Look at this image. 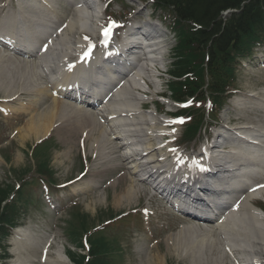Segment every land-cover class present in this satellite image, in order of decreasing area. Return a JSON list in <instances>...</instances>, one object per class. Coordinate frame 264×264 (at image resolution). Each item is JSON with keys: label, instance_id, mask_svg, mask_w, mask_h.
<instances>
[{"label": "bare ground", "instance_id": "bare-ground-1", "mask_svg": "<svg viewBox=\"0 0 264 264\" xmlns=\"http://www.w3.org/2000/svg\"><path fill=\"white\" fill-rule=\"evenodd\" d=\"M90 3V2H89ZM76 11V17H69L67 19L68 26L67 29L64 31V37L61 38L56 42V48L53 51V55L61 58L62 56H67V53L69 52V49L72 46H75L76 41L78 42L77 36L75 39H73L72 30L73 28L80 24V26L84 29L91 30L95 26L96 18L94 17V14H92L89 18L86 17L85 14L80 9H74ZM136 38V37H135ZM133 38V39H135ZM148 46V44H147ZM17 62L12 61L8 57H6L3 53L0 54V89L3 88V85H10L12 87L18 85L19 75L18 71L16 69ZM36 73L35 69L33 67H28L26 70L27 79L30 80L31 75H34ZM88 74H91L88 72ZM78 78L81 79L86 77L82 73L75 75ZM140 78L142 79L141 72H136V74L129 78L127 80V86L124 89V91H121L117 94L116 98L114 100H111L108 103V107L114 108L115 112L111 114H117L118 116L109 123V128L111 133L117 135V137L121 136L122 134L127 135L132 131V128L124 129V127L127 125V123L136 124V125H142L146 124L147 118H145V113L141 111V107L138 106V101L140 97L138 94L132 91V88H140L138 85L136 86L133 82L134 78ZM67 82H68V78ZM144 88V85H143ZM8 90L11 88L8 87ZM250 97H252L251 101L254 100L256 104L264 105V97H256L255 95L251 94ZM50 109H56L58 111L62 110L64 113L72 114V125L69 128L68 135H72V130L77 129L78 132H81L83 129L91 124H94L97 122L96 126L88 127L87 133H86V140L87 142H95L96 140L97 147L99 148L100 154H104L106 150V143L108 144L110 142V138L108 136L109 132L107 131L106 127H104L101 124H98V121L94 117V115L90 111H84L80 110L78 108L69 107L66 105L65 102H54L52 103L48 109L44 110L42 115H39L38 118H35L32 120L25 130H23L19 134V139L23 142H28L31 140H39V138L44 137L48 134V126L50 127V116H49V110ZM70 110V111H69ZM122 112H132V117L125 118L121 115ZM55 123H58L56 121ZM54 124V123H53ZM52 124V125H53ZM51 125V126H52ZM143 127H136V130H139L140 133H142ZM240 129H244L242 132L248 131L246 126H240ZM238 128V129H239ZM47 129V130H46ZM124 129V130H123ZM147 130L149 128H146ZM261 128H252L250 129V132L256 134L257 131H259ZM46 130L44 133L43 131ZM86 132V131H85ZM43 133V134H42ZM262 135V133H261ZM260 136V135H258ZM107 137V138H106ZM262 137V136H261ZM147 140L145 142L146 147L148 149H151L152 144L150 143L151 138L147 137ZM109 141V142H108ZM95 143V144H96ZM95 144L92 145V148H94ZM261 154V155H259ZM264 154V148L259 150L258 155L262 156ZM130 158L132 156H129ZM128 157V158H129ZM149 159L154 160V153L151 154L150 157L147 158V161ZM22 161V157H19L17 160V165ZM151 168L157 167L158 164L155 161H151ZM150 168V167H149ZM139 170L133 171L135 175L139 173ZM121 180V178H120ZM262 183V182H259ZM136 189L135 186L130 184V187H128L124 192H121L117 197H115V204L120 205L123 198H133L135 195ZM232 199V198H231ZM246 206L248 211L243 213V216H241L242 220H239L238 222L234 223L230 227L227 224L223 225V235L225 236V240L229 238L230 243L232 244L233 248V254L234 256L242 259V262L244 264L249 263L247 259H251L252 256L258 255L260 252L261 247L264 246V213L256 209L252 206V204L248 203L246 201ZM238 223L243 226L240 229H236V226ZM222 225L220 226V228ZM214 230L210 229H200L193 225H188L185 227L184 230H181V232L177 236V240L175 242L174 250L179 251V246L181 250L184 252L190 251H199L204 250L205 247H211L213 245L217 246L215 241L218 242L217 238L213 237ZM25 236L30 235L23 230V228L18 229L17 232L14 234V238L12 239V253L14 254L16 260L12 264H33V261L36 260V255L39 251V245L28 243L23 238ZM180 240V242H179ZM179 242V243H178ZM178 243V246H177ZM61 247V246H60ZM244 247V248H243ZM53 252V251H51ZM180 252V251H179ZM54 253H56V257H52L48 255V259L44 264H70L67 259V255H65V252L63 248H57ZM253 253V254H252ZM222 254V252H221ZM247 255L246 259L245 256ZM202 256L201 258H203ZM158 261L161 260L163 263L166 264L165 258L158 254L157 255Z\"/></svg>", "mask_w": 264, "mask_h": 264}, {"label": "rangeland", "instance_id": "rangeland-1", "mask_svg": "<svg viewBox=\"0 0 264 264\" xmlns=\"http://www.w3.org/2000/svg\"><path fill=\"white\" fill-rule=\"evenodd\" d=\"M165 52V58L166 60L170 58V53H168V50L163 49ZM239 85L241 87V91H248L249 88H254V90L261 91L264 87V73H260L258 76L253 75L247 77V75L240 72L239 76ZM157 91V90H155ZM51 102L48 100L46 105H49ZM43 111V110H42ZM238 111V109H237ZM239 112H242V117L245 115H248L247 112L240 110ZM239 112H236V114H239ZM60 113V112H59ZM58 113V114H59ZM66 119L72 122L69 115H66ZM264 118V117H263ZM63 128L59 129L55 133L57 134L58 141L56 142L59 144L58 146V152H55L53 155L54 157L51 160V166L54 167L56 171V175L58 178H60L61 181H63L66 178H71L75 174H77L79 170V157L77 155L78 153V139L81 136V132H78L77 129L72 130V135H68L69 128ZM34 141V140H33ZM33 141L31 142H23V145L21 143L22 149H19L16 153L13 155L10 154V157L6 156L8 153H4L3 151L0 153V194H8L13 189L12 187L15 186L16 182L18 181V177L23 175L25 172L29 170V155L30 150L29 147ZM22 142V141H21ZM110 144L106 143V147H110ZM67 152L71 155L70 158L67 160L62 156L63 152ZM62 156V157H61ZM19 157H22V161L17 165V160ZM129 185V182H122L119 185H117L115 188L108 189L106 193V197L108 198V195L110 198L107 199L106 202L97 201V203L91 204L86 203V206L83 207V212L80 213V215H77L75 218L70 219L69 214L65 215L64 219H62L59 223V226L61 228H56L54 225H56V218H48L46 221H42V216L38 210H36L34 207L28 208L27 212V220L28 222L35 221L40 226V230L38 233L41 234L42 237H47L45 233L50 232L52 230L56 234L59 235L58 240L55 244H53V255L55 256L56 253L54 251L57 248H63L65 255H68L70 259L73 260L79 259L81 260L82 255H80L79 252H81V249H75L73 245L68 242L66 243L65 234L63 233L62 227H64L65 219L68 218L69 222L77 228L80 232H84L88 230V228L93 227L95 225H98L99 223L103 222L104 219H107L111 212L115 209L116 211H119L118 207H131V205L137 204L138 200L137 197L136 202L134 203V199H131L130 203L127 201V199L123 198L122 203L120 206H117L115 204L114 199L117 197L123 190L125 189V186ZM95 199H98L97 196H94ZM102 199V198H101ZM129 200V199H128ZM130 204V205H129ZM63 221V222H62ZM66 224V222H65ZM66 228V225H65ZM121 233L124 235V237L121 235L120 242H122V245L125 247V259L119 263V264H142L143 256L146 250V246H144L142 250L143 241L142 238L143 235L139 233V237L135 234L131 233H125L123 230H121ZM173 239L177 240L175 235L172 237ZM176 242V241H175ZM180 242V240H179ZM178 242V243H179ZM177 243V246H178ZM216 243V242H215ZM217 245V243H216ZM61 246V247H60ZM175 243L170 242L167 245L160 246V249L157 250L161 255L166 256L167 262L166 264H212L214 262L215 258H218L220 255L221 250L217 249V246L213 245L211 249L209 247L204 246V250L199 251H188L184 252L181 250L179 246V251H175L173 249L168 250L171 247H174ZM77 251V252H76ZM71 256L73 258H71ZM204 256L203 258H201ZM218 256V257H215ZM40 257L35 262L36 264H39ZM223 260V258H221ZM152 264H159V263H152Z\"/></svg>", "mask_w": 264, "mask_h": 264}, {"label": "trees", "instance_id": "trees-1", "mask_svg": "<svg viewBox=\"0 0 264 264\" xmlns=\"http://www.w3.org/2000/svg\"><path fill=\"white\" fill-rule=\"evenodd\" d=\"M172 1L179 5L180 16L194 25L189 43H196L201 48H209L211 51L216 45L222 49L216 60L222 64L217 69L220 75L224 74L225 65L234 62L236 52L246 51L253 42L264 41V0ZM228 9L239 11L234 13L233 17L224 20L222 13ZM181 61L183 64L180 67L181 71L190 67L187 61ZM5 197L6 192L0 194V208ZM76 262L81 263L83 260L78 259ZM91 264H100V261Z\"/></svg>", "mask_w": 264, "mask_h": 264}, {"label": "snow or ice", "instance_id": "snow-or-ice-1", "mask_svg": "<svg viewBox=\"0 0 264 264\" xmlns=\"http://www.w3.org/2000/svg\"><path fill=\"white\" fill-rule=\"evenodd\" d=\"M112 24L113 25H115V22H112ZM110 31H111V29L110 28H106L105 30H104V35L107 37L109 34H110ZM87 39V38H86ZM85 55H88V53H85ZM190 103V102H189ZM179 122H183V120H180Z\"/></svg>", "mask_w": 264, "mask_h": 264}]
</instances>
